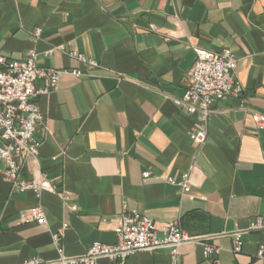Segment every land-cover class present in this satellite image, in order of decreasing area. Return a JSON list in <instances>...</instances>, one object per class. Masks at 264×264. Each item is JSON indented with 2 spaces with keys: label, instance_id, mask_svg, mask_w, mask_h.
Returning <instances> with one entry per match:
<instances>
[{
  "label": "crops",
  "instance_id": "obj_1",
  "mask_svg": "<svg viewBox=\"0 0 264 264\" xmlns=\"http://www.w3.org/2000/svg\"><path fill=\"white\" fill-rule=\"evenodd\" d=\"M194 46L233 51L243 88L214 104L201 146L190 136L197 115L174 102L185 93ZM33 50L42 67L84 75L61 74L57 88L37 97L41 146L37 161H24L23 175L43 173L58 191L40 199L16 191L0 160V264L57 259L52 235L61 231L68 256L94 241L115 243L124 204L160 229L179 220L197 237L181 246L178 264H264V126L253 118L264 115V0H0V54L21 59ZM71 50L100 66L87 69ZM192 166L190 199L167 179ZM36 206L46 222H21L20 213ZM258 217L263 228L249 230ZM204 243L220 247L217 262L204 257ZM126 264L172 260L161 248L139 251Z\"/></svg>",
  "mask_w": 264,
  "mask_h": 264
},
{
  "label": "built area",
  "instance_id": "obj_2",
  "mask_svg": "<svg viewBox=\"0 0 264 264\" xmlns=\"http://www.w3.org/2000/svg\"><path fill=\"white\" fill-rule=\"evenodd\" d=\"M154 25L151 29H155ZM39 36L40 30L36 31ZM63 49V48H62ZM196 61L188 72V84L183 97L175 99V103L191 115H197L190 133L194 145L201 146L207 140V125L214 104L234 95L239 96L243 90L235 78L238 62L237 55L230 49L220 52L193 47ZM53 50L46 51L45 56ZM68 54L79 60L87 69L100 66L98 60L76 50ZM39 53L30 51L21 59H9L0 54V160L4 163V179L13 185L18 192L31 191L40 199L44 192H57V187L46 175L40 173L32 178L23 175L24 161H37L41 140L36 136L37 124L42 121L43 114L37 102L40 94H46L58 87L61 74L84 75L79 68L53 69L38 64ZM45 80V86L40 88L37 82ZM259 127L264 126V115L253 114ZM198 172L195 166L184 171L180 177H168L167 182L178 186L181 197L193 199L191 194L193 176ZM151 171L143 173L148 178ZM72 210L76 206H70ZM21 222L34 221L38 224L46 222L45 214L40 206L20 213ZM63 225V231L67 228ZM263 228V221L258 217L251 222L249 230ZM117 241L112 244L94 241L87 251L78 256H68L62 246L63 233L52 235L59 257L55 260H45L41 257H31L22 264H98L101 258H108L116 264H126L128 258L142 250L167 248L170 250L172 264H178L180 248L186 243H199L197 237L188 234L179 220L165 224L161 229L151 217L136 209L123 205L122 212L115 225ZM162 232V236L159 235ZM234 250L240 252L243 241L241 232L234 234ZM220 247L216 244L204 243L203 255L206 259L217 262ZM258 256H264V248L258 251Z\"/></svg>",
  "mask_w": 264,
  "mask_h": 264
}]
</instances>
